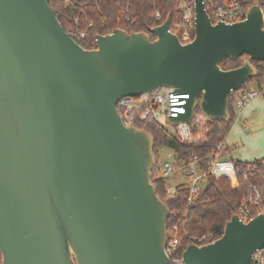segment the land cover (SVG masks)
Returning <instances> with one entry per match:
<instances>
[{
    "label": "water",
    "instance_id": "obj_1",
    "mask_svg": "<svg viewBox=\"0 0 264 264\" xmlns=\"http://www.w3.org/2000/svg\"><path fill=\"white\" fill-rule=\"evenodd\" d=\"M194 37L181 42L170 17L144 31L115 28L86 49L49 0H0L1 264H169L168 205L156 194L154 136L125 125L124 96L171 87L188 94L171 125L196 110L228 121L229 97L264 60V9L212 22L194 0ZM241 64L222 69L226 58ZM264 248V212L232 213L222 234L189 242L183 264H252Z\"/></svg>",
    "mask_w": 264,
    "mask_h": 264
},
{
    "label": "trees",
    "instance_id": "obj_2",
    "mask_svg": "<svg viewBox=\"0 0 264 264\" xmlns=\"http://www.w3.org/2000/svg\"><path fill=\"white\" fill-rule=\"evenodd\" d=\"M257 1L264 9V0ZM177 3L178 0H49L52 10L66 32L75 26V20L79 27L85 30L86 36L78 40V43L86 49L96 47V34H106L115 28H122L128 32L144 31L154 39L150 27L161 24L167 16L170 17L171 30L176 31ZM241 3L246 10L253 0H242ZM205 6L210 13L207 0ZM241 59L242 56L236 59L226 58L220 62V67L222 69L237 67L241 64ZM252 65L256 68L257 75L250 77L248 81H253L257 87H261L264 85V60H252ZM247 82L242 85L241 90L247 88ZM234 99L235 96L231 94L228 103L230 119L228 121L209 119L202 131L207 142L196 146L182 145L157 126L136 122L137 126L150 130L154 136L155 166L151 173V181L155 185L156 194L168 205L171 213L176 212L175 216H169L166 223L168 239L172 235L178 239L173 256H180L185 246L195 241L196 236L210 235L211 240H214L222 234L225 222L245 195L247 186L239 173L250 162L235 160L239 173L236 174L234 182L225 176L217 178L207 173L202 181L201 192L189 203L185 199L188 191L183 185L179 186L173 197L166 195V178L161 176L160 148L173 150L180 162L188 161L195 155L199 160L200 171H207L208 159L216 153L213 145L226 137L234 121ZM196 113H199V110H196ZM262 162L264 158L251 163Z\"/></svg>",
    "mask_w": 264,
    "mask_h": 264
},
{
    "label": "built area",
    "instance_id": "obj_3",
    "mask_svg": "<svg viewBox=\"0 0 264 264\" xmlns=\"http://www.w3.org/2000/svg\"><path fill=\"white\" fill-rule=\"evenodd\" d=\"M241 1L222 0L216 2L214 0H207L210 10L208 14L212 22H235L243 19L245 10L243 9ZM176 11V31L171 30V28L170 30L179 37L181 42H189L195 34L194 0H178ZM67 32L76 42L86 36L85 30L79 27L77 20H75V26ZM256 97L264 98V85L238 90L235 94L234 110L240 112L245 104ZM187 98V93L176 92L171 87L162 86L155 88L152 92L121 97L116 102V110L125 125H136V122H141L157 126L178 143L186 146H196L206 143L207 138L203 135L202 131L210 118L201 112L196 113L195 111L189 123L180 121L175 125H171L167 121L168 117H177L179 114L185 112ZM160 117H164L172 129L166 126ZM226 145V137L213 145L216 153L208 159L209 167L205 172L200 171L199 160L195 155L188 161L180 162L176 159L174 151L168 148V159L162 162L160 166L161 176L166 178V195L173 197L178 191L179 186L183 185L188 191L185 199L189 203L192 202L201 192L202 181L207 173L217 178L225 176L231 182H234L239 170L236 167V161L234 159L222 156ZM177 171H180V175L184 179L174 183L173 179L177 177ZM239 174L243 182L246 183L247 188L244 197L236 206L233 213H236L240 220L246 222L255 214L264 212V162L259 164L250 162ZM175 215L176 212H170L169 216ZM211 241L213 240H211L210 235L201 234L196 236L195 241L192 242L206 244ZM177 244L178 239L176 236L172 235L170 239L167 237L165 252L169 257V264H183L181 255L173 256ZM252 264H264V248L258 249L253 253Z\"/></svg>",
    "mask_w": 264,
    "mask_h": 264
},
{
    "label": "rangeland",
    "instance_id": "obj_4",
    "mask_svg": "<svg viewBox=\"0 0 264 264\" xmlns=\"http://www.w3.org/2000/svg\"><path fill=\"white\" fill-rule=\"evenodd\" d=\"M247 88L256 87V84L253 81H248L246 83ZM237 92H233L232 95L235 96ZM263 100L260 108H263L262 115L264 116V98L256 97L255 100ZM246 120L244 122V116H240V112L234 110V121L227 133V137L229 141L236 145V147L232 150L230 154H228L225 158H230L233 156L235 158H239L243 161L252 162L254 160H259L264 158V154L262 153L264 150V133H261L264 130V117L258 116L256 114L249 113L246 116ZM163 123L168 126L170 129L172 127L166 122L164 117H160ZM247 125L249 127L250 134L255 136L250 137L248 140H245L243 137L242 126ZM261 133V134H260ZM160 163L164 162L168 159L169 149L166 147L160 148ZM180 171H177L175 179L173 182H178L183 180L184 178L180 175ZM170 182V183H173Z\"/></svg>",
    "mask_w": 264,
    "mask_h": 264
},
{
    "label": "crops",
    "instance_id": "obj_5",
    "mask_svg": "<svg viewBox=\"0 0 264 264\" xmlns=\"http://www.w3.org/2000/svg\"><path fill=\"white\" fill-rule=\"evenodd\" d=\"M263 103V100H255L252 99L250 100L247 104L244 105V107L242 108V110L240 111V116L243 115L244 116V122L246 120V115L249 114V113H252V114H256L258 116H261V117H264L262 115V111H263V108H260L261 107V104ZM242 132H243V137L245 138V140H248L250 137H253L255 135L253 134H250L249 132V127L247 125H245L244 127L242 126ZM261 133H264V130L261 131ZM260 133V134H261ZM256 137V136H255ZM226 139H227V145H226V148L224 150V152L222 153V156L223 157H226L228 154H230L232 152V150L236 147L235 144L231 143L226 135ZM264 154V150L262 152ZM230 158L234 159V160H239V161H243L239 158H235L233 156H230ZM243 162H248V161H243Z\"/></svg>",
    "mask_w": 264,
    "mask_h": 264
}]
</instances>
